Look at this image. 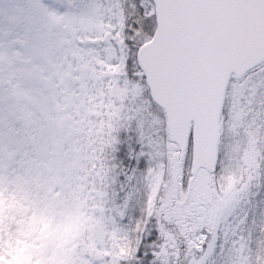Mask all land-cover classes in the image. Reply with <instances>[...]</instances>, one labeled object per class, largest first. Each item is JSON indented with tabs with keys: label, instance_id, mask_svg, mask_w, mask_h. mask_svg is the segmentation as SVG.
<instances>
[{
	"label": "snow or ice",
	"instance_id": "1",
	"mask_svg": "<svg viewBox=\"0 0 264 264\" xmlns=\"http://www.w3.org/2000/svg\"><path fill=\"white\" fill-rule=\"evenodd\" d=\"M0 264H264V0H0Z\"/></svg>",
	"mask_w": 264,
	"mask_h": 264
}]
</instances>
